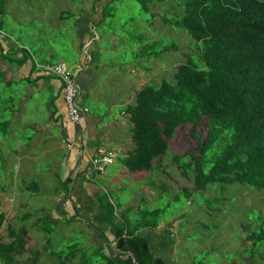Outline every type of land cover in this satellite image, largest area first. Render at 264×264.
Returning a JSON list of instances; mask_svg holds the SVG:
<instances>
[{
  "label": "rangeland",
  "instance_id": "1",
  "mask_svg": "<svg viewBox=\"0 0 264 264\" xmlns=\"http://www.w3.org/2000/svg\"><path fill=\"white\" fill-rule=\"evenodd\" d=\"M99 1L100 5L104 2V18L94 34L114 37L115 41L108 54L103 50L100 52L101 61L112 65L104 68L98 91L104 94L120 92V100L128 97V84L131 80L128 69H125L129 66L128 62H131L132 67L136 66L134 73L139 79L136 82L137 88L172 79L177 66L184 61L183 53L194 50L195 42L186 31L162 21V12L171 14L165 6L172 2L147 4L150 12L156 15L149 26L148 19L152 17L145 12L140 1ZM96 2L5 0L0 7L4 12L1 27L7 35H22L23 42L32 46L38 43L44 52L50 53L51 48L59 51L63 47L68 50L64 56L65 64L72 67L71 63L77 62L71 43L72 34H75L73 17H65V22H60L56 20V10L71 9L76 12L85 9L86 4L92 6ZM10 11L14 12L16 18L23 17L22 21L15 22ZM24 15L29 17L24 18ZM53 34L59 37L56 41L52 38ZM154 40H160L162 45L176 43L178 49L164 52L150 60L134 54V51H140L141 44L147 45ZM56 54L53 53V57L49 58L53 61L50 65L60 63L57 62ZM121 68L125 72L119 71ZM139 76L144 77L140 80ZM110 77L115 79L103 87L105 78L109 80ZM25 92L24 82L7 85L5 75L0 73V190L3 187L4 192V195L0 194V211L1 205L8 203L9 198L14 200L9 209L3 208L8 217L0 229V242L8 241V228L16 232L26 231V251L16 258L21 264H76L78 260L87 264H104L101 255L95 251L98 246L103 248L101 254L107 255V247L113 242L109 226L101 225V218L88 216L86 212H81L78 217H70L65 216L61 209L62 215H57L56 208H53L55 200L52 199L58 191V180L50 173L52 157L43 156L39 145L29 153H24L29 151L30 139L37 136L34 126L47 112V97L33 94L34 98L27 101L24 109L20 108L21 115L15 121L12 111L19 113L17 100L24 98ZM102 108L105 109L104 106ZM114 110L116 112L120 107ZM200 131L203 133L205 126ZM125 134L124 138L129 142V135L127 132ZM168 152L156 161V164L164 167L163 171L130 172L116 159L108 165L107 173H90L87 181L91 180L92 184L102 188L98 202L104 205L110 202L120 220L124 217V220L133 223L141 218L143 212L159 210L161 225L157 229H146L140 233L148 236L151 249L165 259L166 264H264V241L252 247V242L246 239L249 232L259 226L256 217L264 215V189L215 183L206 191L193 192L188 199L182 193V188H193V173L186 178L172 157L186 152L198 153L197 140L191 135V126L179 127L174 138L169 140ZM36 174L41 178L46 192L32 195V199L27 202L28 208H20L21 202L25 203L26 199L17 197L14 185L24 186L23 181L31 180ZM177 194L179 198L175 200ZM40 208H46L45 215L40 212ZM24 212H29L27 218H24ZM41 216L49 219L35 224V220ZM95 225L99 226L96 228ZM94 229L98 231L94 232ZM73 252L75 257L72 256ZM0 264H3L1 260Z\"/></svg>",
  "mask_w": 264,
  "mask_h": 264
},
{
  "label": "trees",
  "instance_id": "2",
  "mask_svg": "<svg viewBox=\"0 0 264 264\" xmlns=\"http://www.w3.org/2000/svg\"><path fill=\"white\" fill-rule=\"evenodd\" d=\"M138 1L152 17L149 26L156 15L147 4L172 2L165 6L171 14L160 13L163 23L186 31L195 44L193 51L183 53L184 61L172 79L144 85L126 107L133 122L134 147L122 158L123 166L134 173L163 171L156 161L169 153V140L179 127L189 125L198 153L172 157L186 178L193 173V188H182L188 199L215 183L264 189V0ZM177 49L176 43L162 45L154 40L143 45L137 56L150 60ZM9 56L0 54L3 60ZM98 210L99 223L109 226L117 249L131 251L138 264H166L151 249L150 239L140 233L161 225L158 209L143 212L133 223L124 217L120 220L110 202H100ZM5 220L0 213V229ZM256 221L259 226L246 237L252 247L264 241V215ZM26 235L24 230L7 229L8 241L0 242L3 264H21L16 258L26 251ZM95 253L104 264H133L128 255L111 258L101 249Z\"/></svg>",
  "mask_w": 264,
  "mask_h": 264
},
{
  "label": "crops",
  "instance_id": "3",
  "mask_svg": "<svg viewBox=\"0 0 264 264\" xmlns=\"http://www.w3.org/2000/svg\"><path fill=\"white\" fill-rule=\"evenodd\" d=\"M1 3H3L2 0H0V7L2 6ZM103 3L100 5V1L97 0L92 6L86 4L85 9L76 10V12L71 9L56 10V20L65 22L63 21L65 17H73L74 22L75 34H72L71 43L76 53L77 62H72L70 69L76 74V79L82 90L80 104L88 108V113L76 124L66 121V107L62 96L61 81L45 71L46 66L52 64L53 61H50L49 58H52L55 52L57 53V62L67 64L64 56L67 55L68 50L62 47L59 51L51 48L50 53L44 52L37 42L35 46H32L30 43L23 42L22 35L17 34V37H14L13 34H5L2 27L0 30V54L11 55L7 60L0 58V73L5 75L7 85L13 82H24L26 90L24 98L21 97L17 100L19 113L12 111L15 121L21 115L20 108H25L27 101L34 98L33 94L47 97L45 117L34 126L35 130L37 129L35 133L37 136L30 139L28 142L29 151L24 153H29L36 145H39L42 151L40 153H43V156L52 157L50 159L53 162L50 173L58 180L56 189L58 191L52 199L55 200L53 208H56L57 215H62V212L65 216L70 217H78L81 212H86L88 216L92 215L94 218L99 215L100 202L97 199L103 190L92 184L93 181H87L88 177H86L91 158L106 152H112L113 162L110 164H113L116 159H119L122 163V158L126 157L134 147V142L130 136L133 122L130 113L125 110L127 106L135 102L136 93L145 84L137 88L136 82L139 79L134 73L136 72V66L132 67L131 62H128L129 66L125 68L128 69L129 78L131 79H129L130 83L128 84V97L120 100V92L116 94L112 91L110 94H104L100 90L98 91V88L101 87L100 82L102 80L100 78L103 76L104 68L112 65L101 61L102 55L100 52L103 50L108 54L110 46L113 45V40L115 41L114 37L109 38V36L94 34L96 27L102 23ZM10 12L15 22L22 21L23 17L18 16L16 18L13 16L14 12ZM3 15L4 12L0 10V23H3ZM28 17L24 15V18ZM52 38L56 41L59 37H57V34H53ZM143 45L141 44L140 49ZM138 52L134 51V54L137 56ZM21 59H25V61ZM119 71L125 72L124 68ZM111 79L115 78L110 77L109 80L105 78L103 87L110 85L112 83L110 82ZM102 106H104V110ZM116 107H120V110L114 112ZM119 128L123 129L119 130ZM126 132L130 138L129 142L124 138ZM19 146L21 145L19 144ZM23 150L25 149L23 148ZM38 174L41 177L39 172ZM22 184L24 186L14 185L17 190L15 193L19 199H26L25 203L24 201L21 202L20 208H28L27 202L32 199L31 196L43 193L45 188L37 174L31 180L23 181ZM2 189L3 187L0 192ZM0 194L4 195V192L2 191ZM42 196L44 195L42 194ZM12 202L14 200L9 198L8 203L1 205L2 210L0 213L6 215L5 222L8 215L3 208L9 209L10 204H13ZM29 205L33 206V204ZM45 211L46 208H40V212H44V215ZM24 213V218H27L29 212ZM43 219L49 218L41 216L35 220V224ZM92 225L94 226L93 223ZM98 226L95 225L96 228ZM95 231H98V229H94ZM142 231H146V229ZM113 242L112 245H114Z\"/></svg>",
  "mask_w": 264,
  "mask_h": 264
},
{
  "label": "built area",
  "instance_id": "4",
  "mask_svg": "<svg viewBox=\"0 0 264 264\" xmlns=\"http://www.w3.org/2000/svg\"><path fill=\"white\" fill-rule=\"evenodd\" d=\"M45 71L61 81L62 96L66 107V121L71 124L79 123L88 113V108L80 104L82 90L76 79V74L63 62L57 65L49 64L46 66ZM112 154V152H106L92 157L90 170L86 172V177L92 172L103 175L106 167L113 161Z\"/></svg>",
  "mask_w": 264,
  "mask_h": 264
},
{
  "label": "flooded vegetation",
  "instance_id": "5",
  "mask_svg": "<svg viewBox=\"0 0 264 264\" xmlns=\"http://www.w3.org/2000/svg\"><path fill=\"white\" fill-rule=\"evenodd\" d=\"M114 243V245H112L113 246V248H114V253H112L111 252V246L109 245L108 247H107V249H108V252H107V256H109V257H116V256H118L119 254H123L122 252H124V250H119V249H117L116 248V246H115V242H113ZM97 247V249H101V251H102V249L103 248H99L98 246H96ZM103 252V251H102ZM125 255V254H124ZM80 262H82V261H80V260H78L77 262H76V264H79ZM86 263V262H85Z\"/></svg>",
  "mask_w": 264,
  "mask_h": 264
},
{
  "label": "water",
  "instance_id": "6",
  "mask_svg": "<svg viewBox=\"0 0 264 264\" xmlns=\"http://www.w3.org/2000/svg\"><path fill=\"white\" fill-rule=\"evenodd\" d=\"M110 248H111V252L114 253V248H113L112 245H111ZM122 253L125 254V255L130 256L132 258V260H133V264H138V261L136 260V258L134 257V254L131 251H124Z\"/></svg>",
  "mask_w": 264,
  "mask_h": 264
},
{
  "label": "clouds",
  "instance_id": "7",
  "mask_svg": "<svg viewBox=\"0 0 264 264\" xmlns=\"http://www.w3.org/2000/svg\"><path fill=\"white\" fill-rule=\"evenodd\" d=\"M69 68H70V67H69ZM100 155H101V154H100ZM97 156H98V155H97ZM112 162H113V161H112ZM88 170H90V168H89ZM106 170H107V168H106ZM106 170H105V173H106ZM92 173H94V172H92ZM105 173H104V174H105ZM104 174H103V175H104ZM99 175H100V174H99ZM4 223H5V222H4Z\"/></svg>",
  "mask_w": 264,
  "mask_h": 264
}]
</instances>
